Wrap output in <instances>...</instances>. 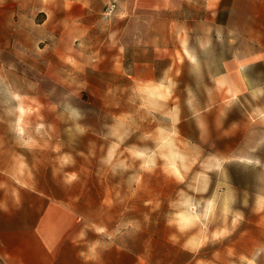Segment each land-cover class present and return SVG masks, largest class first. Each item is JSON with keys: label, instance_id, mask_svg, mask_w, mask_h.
Instances as JSON below:
<instances>
[{"label": "rangeland", "instance_id": "obj_1", "mask_svg": "<svg viewBox=\"0 0 264 264\" xmlns=\"http://www.w3.org/2000/svg\"><path fill=\"white\" fill-rule=\"evenodd\" d=\"M52 1L0 0V227L53 196L143 264H264V0L137 10L129 62L158 48L173 66L157 82L107 71L117 1L71 36ZM229 75L252 88L233 93Z\"/></svg>", "mask_w": 264, "mask_h": 264}, {"label": "crops", "instance_id": "obj_2", "mask_svg": "<svg viewBox=\"0 0 264 264\" xmlns=\"http://www.w3.org/2000/svg\"><path fill=\"white\" fill-rule=\"evenodd\" d=\"M96 0H53L52 4L62 13L57 17L56 25L62 21L65 28L71 29L67 35H72V28L85 27L86 20L91 15L93 3ZM113 0H101L106 4ZM118 9L116 17L124 25L122 33L117 39L115 48L118 51L119 61L113 63L108 72H116L138 80L139 82L155 81L168 72L173 62L165 68H157V59L166 58L167 55H159L154 48L153 59H135L129 62L131 57L139 55L125 41L124 31L137 10L150 8H169L178 0H115ZM222 0H219V3ZM42 10L46 8V0H42ZM219 3L218 6L219 7ZM130 17V18H128ZM47 20L39 25H45ZM53 32L55 29H52ZM64 30V29H63ZM66 30V29H65ZM113 49V48H111ZM227 68L223 73H229ZM160 72V73H159ZM159 73V77L157 75ZM160 80V79H159ZM230 88L233 93L249 90L252 87L244 78L237 79L229 75ZM41 199L47 196L39 192ZM47 208L39 210L37 218L27 225L15 226L12 229L0 227V264H143L139 252L132 247L124 246L117 241L95 242L84 234V227L79 224L77 214L70 208L57 203L58 199L49 197Z\"/></svg>", "mask_w": 264, "mask_h": 264}, {"label": "built area", "instance_id": "obj_3", "mask_svg": "<svg viewBox=\"0 0 264 264\" xmlns=\"http://www.w3.org/2000/svg\"><path fill=\"white\" fill-rule=\"evenodd\" d=\"M115 9H116V4L115 2H112V3H109L106 8H105V11H104V15L106 18L110 17L114 12H115Z\"/></svg>", "mask_w": 264, "mask_h": 264}]
</instances>
